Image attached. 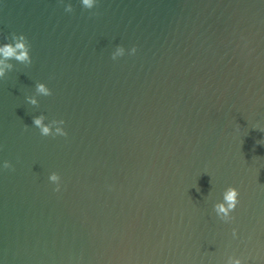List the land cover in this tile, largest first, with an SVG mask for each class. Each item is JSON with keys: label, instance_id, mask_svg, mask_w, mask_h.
<instances>
[{"label": "water", "instance_id": "1", "mask_svg": "<svg viewBox=\"0 0 264 264\" xmlns=\"http://www.w3.org/2000/svg\"><path fill=\"white\" fill-rule=\"evenodd\" d=\"M13 32L32 63L0 77V264H264V0H0Z\"/></svg>", "mask_w": 264, "mask_h": 264}, {"label": "clouds", "instance_id": "2", "mask_svg": "<svg viewBox=\"0 0 264 264\" xmlns=\"http://www.w3.org/2000/svg\"><path fill=\"white\" fill-rule=\"evenodd\" d=\"M97 0H82V5L91 9L96 4ZM65 11L72 12V4H67ZM8 42L0 44V77H4L6 71L13 69L14 65L10 62L15 60L19 63L25 65H31L32 57L30 55L31 44L28 38L23 34H17L15 32L10 34V37L6 38ZM125 49L123 46H117L115 52L112 53V59H116L118 56L124 55ZM132 53L136 52V48L131 49ZM35 91L37 95L51 96L52 90L46 86L43 82H38L35 86ZM27 101L31 105H38V100L36 95L28 96ZM46 117L41 114L33 117V124L40 130L42 136H67V131L62 127L65 121L63 119H53L48 123H45ZM27 127V125H26ZM257 143H260L257 141ZM13 165L10 161L5 160L3 162V168L10 169ZM49 180L56 184L54 191L60 190L61 177L58 173L52 172L49 176ZM239 203V190L234 186H229L223 192V200L217 202L213 206V210L217 216L225 221H231L234 217L231 213L235 210L237 204ZM233 235L236 234V229L233 228ZM226 264H242V258L237 256H229Z\"/></svg>", "mask_w": 264, "mask_h": 264}]
</instances>
